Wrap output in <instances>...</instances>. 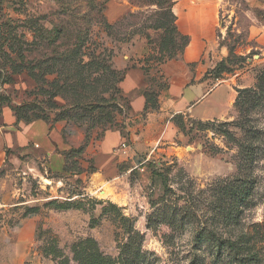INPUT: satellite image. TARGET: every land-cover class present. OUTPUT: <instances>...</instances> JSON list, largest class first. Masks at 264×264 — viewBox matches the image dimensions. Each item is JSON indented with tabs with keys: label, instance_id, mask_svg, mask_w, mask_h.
I'll list each match as a JSON object with an SVG mask.
<instances>
[{
	"label": "rangeland",
	"instance_id": "obj_1",
	"mask_svg": "<svg viewBox=\"0 0 264 264\" xmlns=\"http://www.w3.org/2000/svg\"><path fill=\"white\" fill-rule=\"evenodd\" d=\"M196 1L219 6L203 65L204 79L223 84L214 98L224 106L197 107L199 120H180L179 149L140 155L121 167L114 189H102L90 188L88 147L110 130L123 132L131 108L120 84L129 68L141 66L153 89L163 88V66L189 41L171 12L178 0H0V25L17 42L13 67L0 73L2 110L9 104L21 118L67 122L74 145L64 175L42 164L43 175L0 167V264H264V57L252 32L264 14L246 0ZM62 21L71 22L72 46L34 43ZM78 49L103 54L102 81L74 77L90 58L61 54ZM230 85L237 98L242 92L231 110L228 93L221 95ZM21 139L11 150L36 167L44 155ZM32 217L34 242L25 248L18 232Z\"/></svg>",
	"mask_w": 264,
	"mask_h": 264
},
{
	"label": "crops",
	"instance_id": "obj_2",
	"mask_svg": "<svg viewBox=\"0 0 264 264\" xmlns=\"http://www.w3.org/2000/svg\"><path fill=\"white\" fill-rule=\"evenodd\" d=\"M246 1L251 8L264 14V0ZM172 11L180 31L189 37V43L178 59L163 66V88L156 86L153 89L148 74L141 66L127 70L120 88L130 100V114L122 120L125 126L123 132L110 130L95 146L88 147V154L94 159V170L89 177L90 188L100 186L103 189L108 185L114 189L112 186L122 175L121 167L125 164L136 165L140 155L144 154L149 159L157 152L173 154L181 147L177 143L182 131L176 123L177 116H182L184 120H199L195 109L200 105L207 103L210 108L224 106L222 98H214L223 84H214L211 75L204 79L206 68L203 65L217 31L218 4L212 1L178 0ZM252 32L259 43L261 57H264V22L259 21ZM224 90L221 95L228 93L225 103L230 109L237 92L231 85ZM152 92L157 94L155 107L153 103H148L146 97V93ZM147 105L151 106L145 111ZM211 114L207 113L206 117H213ZM70 129L67 122L51 125L37 120L26 124L18 121L10 106L4 107L0 117V167L10 163L18 169L34 170L43 175L39 167L42 164L48 173L66 174L67 156L74 150L69 138ZM19 138L23 139L25 145L44 155L43 159L36 158L38 162H33L36 167L11 150L20 141ZM37 224L38 220L34 217L24 220L18 232L20 246L28 248L33 244Z\"/></svg>",
	"mask_w": 264,
	"mask_h": 264
},
{
	"label": "trees",
	"instance_id": "obj_3",
	"mask_svg": "<svg viewBox=\"0 0 264 264\" xmlns=\"http://www.w3.org/2000/svg\"><path fill=\"white\" fill-rule=\"evenodd\" d=\"M59 2L62 5L68 4L66 2V0H59ZM90 4H92V9L90 10V13H92L93 9H95V6L91 2H90ZM172 9H173V6L171 7V12H172V15L174 16ZM99 13L101 14V17H102V15H103V7L102 6H101V9L99 10ZM64 14L65 15H69L70 13L66 12ZM72 15H74V12H72ZM102 18L105 21L104 15H103ZM69 23H71V22L62 21L58 25L51 24L52 30H54V31L52 32V30H49V31H43L42 30L41 31L42 33L40 35H38V37H37V35H35L34 43L37 41V38H38L40 40V42L41 41L45 42L46 48L52 47L51 49H53V48L54 49H57V48L60 49V47L68 48V47H70V45L72 46V43H71V41H72L71 33L72 32L69 29ZM14 43H17V42H16L15 35H13V32H10L8 30L5 31L3 29V26L0 25V73L1 74H5L8 71V69H7L8 67H13V65L10 62V60L13 59L15 55L17 56L16 51H14V49H13V47H14L13 44ZM37 43L38 42H36V44ZM188 43H189V41H188ZM188 43H187V45H188ZM74 45H76V44L74 43ZM43 46H44V43H43ZM77 46L79 47V44ZM52 53H54V52H52ZM67 53H68V51H62L61 56L62 57H68L69 60H74L77 57H78V60L80 58H84V57H89L90 58V61H88L85 64L83 63L82 66H80V67L76 66L72 70L70 69L71 73L75 74L74 77L78 76L79 79L82 80V82H86V83H89L91 85L96 84L98 80L99 81L103 80L102 78L104 77V74L107 73V71H106V67H105V64H106L105 63V58H104L102 53L101 54H98L97 52L81 53V50H79V49L78 50H74L72 52V54H67ZM68 59H66V60H68ZM80 61L82 62L81 59H80ZM81 68H83V69H81ZM84 72L88 73L87 77H85ZM123 79H124V76L122 77L121 81ZM4 84H5V81L2 82L0 84V86L3 87ZM146 97H147L148 103L149 102L152 103L150 98L151 97L153 98V105L152 106L155 107L156 106L157 94L155 92L146 93ZM241 99H242V92L239 91V96L236 99V103H238V101H240ZM5 105H6V103L3 102V99L0 97V117H1L2 107L5 106ZM7 106H10V105L8 104ZM150 106L151 105H147L145 111H147L150 108ZM14 112H15V116L17 117L18 121L24 122L26 124H30V123H32L34 121H37V120H44L42 118H37V119H33V120H29L28 118H21L20 115H18V114H20L18 110H16V111L14 110ZM175 119H176V123L178 124L179 128L181 129L180 122L184 121L183 117L182 116H177ZM44 121H46V120H44ZM72 152L70 154H72ZM70 154L67 156V159L70 156ZM231 247L233 248V245H231Z\"/></svg>",
	"mask_w": 264,
	"mask_h": 264
}]
</instances>
